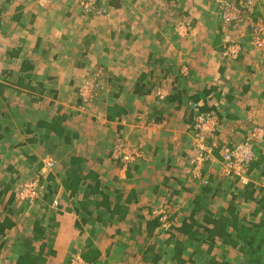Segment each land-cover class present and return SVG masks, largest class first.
<instances>
[{
  "label": "crops",
  "instance_id": "0c3cea01",
  "mask_svg": "<svg viewBox=\"0 0 264 264\" xmlns=\"http://www.w3.org/2000/svg\"><path fill=\"white\" fill-rule=\"evenodd\" d=\"M112 1L108 16L94 17L86 15L76 0H51L45 6L42 0H0V176L24 170L19 163L32 173L35 161L49 170L46 157L35 153L34 145L44 143L36 132L44 139L53 138L58 143L53 148L59 151L48 153L53 155L48 159L55 161L54 167L48 171L52 173L45 179L46 187L40 184L34 203L18 197L27 181L0 184V222L7 218L12 225L0 235V260L6 264H20L31 257L41 258L38 264H72L73 259L85 264L149 263L143 251L150 245L140 248L142 252L135 247L140 237L162 235L161 226L150 233L152 223L160 225L165 217V222L178 229L190 222L194 200L205 187H211L212 192L204 196V212L219 218L232 193L244 192L248 185L238 177L222 174L224 149L217 150L203 165L202 180L208 184L191 173L199 152L193 128L198 113L213 115L218 119L219 139L234 144L247 141L257 128L264 129V85L256 89L255 80L260 81L259 87L264 84V75L254 73L264 70V55L248 51L237 60L227 59L222 51H214L213 41L200 51L197 38L188 48L174 46L175 53L169 55L164 43L168 39L161 41L165 37L161 30L185 15L198 27V14L204 10L199 7L202 0H128V5H123V0L112 5ZM171 1L175 9L170 7ZM120 14L121 18L117 17ZM216 14L211 31L220 29ZM71 17L78 19L77 27L72 24L77 34L69 27ZM86 31L85 36L94 35L99 41H90L92 36L84 38ZM219 35L222 43L223 34ZM80 39L94 44L87 48L83 43L78 48ZM163 61L178 66L172 69L165 65L168 69H164L158 64ZM156 66L159 78L152 87L151 80L158 74ZM232 75L236 79H231ZM85 83L98 95L95 101L79 96ZM158 87L169 93L163 101L155 96ZM22 94L40 110L52 113L24 120L30 109L17 100ZM69 94L76 95L72 106L65 102ZM60 95L65 101H59ZM94 105L97 110H90ZM213 107L217 114L210 112ZM203 108L210 111L202 112ZM81 111L88 113L81 118ZM119 111L125 113L115 116ZM58 117L63 118L62 135L38 126L40 121L52 122ZM24 126L27 139L18 140L19 127ZM96 135H100L98 139ZM119 141L135 149L129 164L111 156ZM256 147L264 159V142L255 145V152ZM77 158L84 162L80 184L75 185L72 196L67 185ZM106 161L111 163L109 169L103 167ZM92 174L97 180L90 178ZM249 179L264 189L263 180L258 184L250 175ZM91 187H96V192H91ZM104 197L110 210L99 207ZM241 217L247 215L241 212ZM195 218L202 223V214ZM191 227L196 238L206 236L202 228ZM176 237L184 238L179 233ZM168 240L167 247L171 245ZM172 246L170 264L176 245ZM191 248L196 254L195 245ZM159 257L160 262L163 257Z\"/></svg>",
  "mask_w": 264,
  "mask_h": 264
},
{
  "label": "rangeland",
  "instance_id": "374dc122",
  "mask_svg": "<svg viewBox=\"0 0 264 264\" xmlns=\"http://www.w3.org/2000/svg\"><path fill=\"white\" fill-rule=\"evenodd\" d=\"M202 2L203 3H201L199 5V7L202 8V6H203V9L204 10H203V12H199V14H198V17L200 18V24H198L199 25L198 27H197L196 23L194 22L196 29L194 28V24L192 23V21L186 19V15H185L184 19H182L181 21H188V22L191 23L190 29H188L187 31L186 30H179L178 31L177 25H178L179 22L176 23V24L175 23H172L171 24V22H169V23H167L168 26H166L163 30H161L162 32H164L163 34L165 35V37H163L162 34H161V36L163 37L161 39V41H164V38L168 39V40L164 41V43H165V45H167V48L165 50L166 51H170L169 52V55H172L173 53H175L176 50L174 49V46H175L176 49H177V45L178 46H181V47H187L188 48V44L194 43L193 41H195L197 39L199 40L198 41V45H199L198 48H199L200 51H201V49H205L206 48L205 47V44L210 43V42L213 41V46L212 47H214V51H217L219 54L222 51V54L224 55V39H225V36H224V32H223V24H224V21L221 18V13L222 12L220 13V9H219V7H218V5H217V3L215 1H213V0H202ZM119 3H120L119 0H114V2H113L114 5H118ZM123 5H128V0H123ZM169 5H170V7H172L173 9H175L174 8L175 5L173 4V1H171V3H169ZM259 6H260V12L257 13V10L259 9ZM241 11H242V22L243 23L241 22L242 24L239 23V25L238 24H235L234 28H232L231 30H228L226 34L229 35V37L232 38V41H236L235 43H238V45L241 48L240 52H241L242 55L244 54V52L249 53L248 51H250V52H254L255 51L256 53L257 52L258 53H262L261 50H259L255 46V41H256V38L257 37L254 34V29H255V27L257 25H261V26L264 27V0H260V4L257 2V0H254V6L251 8L250 11L248 10V11L245 12L243 8L241 9ZM214 13L215 14L216 13L218 14L219 21H220V25H219V28L220 29H217L218 31L217 30L211 31V29H212L211 26L214 27V24L211 21L212 20V17L215 16ZM106 16H108V14ZM73 17H71L72 19H71V23H69V27L72 29V33H76L77 34L78 29H76V27H77V22H78L79 17L76 16L78 19H75ZM117 17L121 18V14L120 15H117ZM72 24H76V27L72 28L74 26ZM121 24H122L123 28L126 31V27L123 25L122 22H121ZM240 24H241V26H240ZM195 31H197V32H195ZM220 32H221V34H223V39H222L223 42L222 43H221L220 37H219L220 36L219 35ZM87 33H88L87 31L86 32H83L84 38H86V37L89 38L90 36H92L93 39L90 37V39H89L90 41H99V40H96V36H94V35L85 36ZM258 37L259 38H264V33L258 35ZM195 38H197V39H195ZM89 40L84 39V41H83L82 39H80V41H77L76 42L77 43V46L76 47H78V48L80 47L81 48V45L83 43H87V48H90V46H92L94 43L93 42L92 43L87 42ZM237 41H241L242 43L240 42L241 43L240 44ZM79 43H80V45H79ZM178 51L180 52V50H178ZM208 51L210 52L212 50L209 48ZM203 52L207 54V51L203 50ZM262 54L264 55V53H262ZM188 55H192V54H188ZM228 58L229 57H227V59ZM164 61L162 63H158V64H161V66H163L161 68L168 69L167 67H164V66L165 65H169V66H172L171 67L172 69H175V67L178 66V65H173L174 62H168L169 64H167V62H164ZM73 64L75 66L77 65V68L79 67L76 62L73 63ZM145 64H147V63H145ZM150 64H151V68H153L152 66H154V64L153 63H150ZM158 69H159V67L156 66L155 67V71H157L158 74L156 75V77L154 76V78L151 80V82H152L151 83V86L152 87L155 84L158 83L157 82V78H159V71H158ZM245 71L246 70H243V73ZM254 73H256L257 76H259V74H260V76H262V75H264V70H259V71L257 70V72H254ZM228 76L230 77L229 74H228ZM243 77L244 78H247V76H245V75H243ZM160 78H161V76H160ZM252 78H255V77L253 76ZM173 79L174 78H171L170 80L172 81ZM231 79H236V78L232 75L231 76ZM255 80L257 82L256 83V87H257L256 89L263 88L262 86L264 84H261L258 87V84L260 83V81L258 79H256V78H255ZM243 81H245V79H243ZM222 82H224V81H222ZM79 94H80V90H79ZM79 96H81V95H79ZM51 97L54 98L53 95H51L50 98ZM67 97H69V98L67 99V101H65L64 95H60L59 101L60 102L65 101L67 103H70L71 106H72L76 102L75 101L76 100V95L74 97V95L69 94V95L66 96V98ZM97 97H98V95H95L94 98H93V100L95 101V99ZM214 97L219 100L218 94H216ZM19 98H21V99H19ZM19 98L17 100H20L21 101L20 103H22V105L24 107H27L26 109H30V111L28 112V116L25 117L24 120L25 119H35L36 118L35 115L36 114H39V113H41V114H44L45 113L47 115H49V114L52 113L50 110H48V111L47 110L46 111L45 110H40L37 107L38 104L37 103H33L32 102L33 100L30 97H28V96H25V95L22 94V96L19 97ZM261 98H263L262 95H261ZM14 101H16V100H14ZM217 102H219V101L216 100L215 103H217ZM95 106L96 105H94L93 107H90V110H92V111L97 110V108H95ZM87 113H88L87 111H85L84 113L81 111V114H82V115L80 114L81 115V118L85 117ZM75 115H76V117L79 116V115L77 116V114H75ZM263 117L264 116L262 114V118ZM219 127H220V124H219ZM19 129H20L19 130V133L20 134H18V136H19V137H17L18 140H22V138L23 139H27V137H26L27 136V133H26L25 126L24 127H19ZM193 130H194V134H195L194 139L197 140V133H196V131H195L194 128H193ZM99 136H97V139H98ZM36 137L37 138L41 137V139H42V141L44 143L34 145L35 146L34 147L35 148V153L37 155H39V157H41V158H43V157L45 158L46 157L44 160H47L48 164L53 163V167H54L55 161H53L52 158L51 159H48V158H50V156L53 157L54 153L55 154H58L59 153L58 149H55L54 150V148H53V145L54 146L55 145H58V143H56L54 141V139L51 138V137L50 138H47V139H44L45 138L44 135L39 134L37 132H36ZM217 143H218V141H217ZM239 143H242V142H238L236 144H239ZM218 145H219V143H218ZM31 150H33V147L30 148V151ZM11 151H13L12 148H11ZM50 151L53 153V155L48 154ZM26 159L28 160L27 157H26ZM8 162L10 163V161H8ZM13 163H15V162H13ZM42 163H43V161H42ZM18 165L22 169H24V170H18L19 173H17V174H15V173H8L7 171H6L5 175L4 174L3 175L1 174L2 175V176H0V184L1 185L5 184V183L6 184L7 183L9 184L11 181H16V180H20V179L24 180V182L27 181L26 183H32V182L36 181L39 178L40 179V182L41 183L43 182V184L46 187V181H45V179L52 172H48V171H50V169L49 170L48 169H45V165L40 166V161L38 163H37V161L34 162L33 165L35 166V169H34V171L32 173L28 172L31 169H28L25 166V164L19 163ZM110 165H111V163L108 162V161H106V163L104 164L103 167L105 169H109L108 167ZM53 167L51 169H53ZM44 171H45V176H44ZM247 171H246V177L249 179V174H247ZM263 172H264V164H263V171L262 172L261 171L254 172L255 175H257V174L259 175V177H257L258 179H256V182L258 184L260 183V181L261 182H262V180L264 181V175H262ZM247 178H246V180H247ZM110 179H112V178H110ZM241 183H243V182H241ZM253 209H254V207L252 205L247 204V205H245V206L242 207L241 212H243L244 215H247L248 216V215L251 214V211ZM171 226H172V224H171ZM161 227H162L161 230L163 231L162 235H160V236H158L156 238H152V239H147V238H144V237H140V241L138 242L139 245L137 244L138 246L136 245L135 248L140 249V248L144 247L143 249H145L148 245H150V246L155 245V247H156L155 248V250H156L155 254H157L158 256L163 257V260L160 261L159 264H170L169 263V259H170V256L172 254L171 248H173L172 245L175 244V240L176 239H172L171 245L167 247L166 240L170 239V237L167 234V232H169L170 229L164 228L163 227V223H161ZM181 238L183 239V237H181ZM178 239H179V237H178ZM192 242H194V244H191ZM191 245H195V247H196V254L193 253L194 251L191 248ZM183 247H184V255H185V257H192L193 260H194V262H195V264H211V261L210 260H211V258L213 256H215L218 259H221L222 257H226L227 256V258L231 262H233V264L236 261V251H234L233 249H231L228 246H225V245L223 246L220 243L216 246V249H214L212 253H209L208 252V245L207 244H202L201 242H198V241H195V240H193L191 242L189 240H186V242L184 243V246ZM150 257H152V253L150 254ZM73 261H74V259L71 261V263H73ZM148 261L152 262L151 260H148ZM150 262L148 263V262H144V261L142 262L141 261L138 264H151ZM4 263H5L4 260H0V264H4ZM171 264H173V263H171Z\"/></svg>",
  "mask_w": 264,
  "mask_h": 264
},
{
  "label": "trees",
  "instance_id": "16d2710c",
  "mask_svg": "<svg viewBox=\"0 0 264 264\" xmlns=\"http://www.w3.org/2000/svg\"><path fill=\"white\" fill-rule=\"evenodd\" d=\"M113 5V1H112ZM243 23V22H242ZM241 23V24H242ZM240 24V26H241ZM139 89V88H138ZM139 92V91H138ZM264 96V94H263ZM213 111L209 108H203L202 112H216V107H213ZM124 111H119L115 114V116H121L124 114ZM63 122L62 117H58L53 119L52 122H42L38 123V126L41 128H48L54 134L62 135L63 129L61 128V123ZM220 128V127H219ZM220 131L217 129L210 137L208 142L212 143L213 138H218V148L215 150L221 151L226 148H231L235 144V142H223L219 139ZM3 138L2 133H0V140ZM115 147V145H114ZM114 149L111 152V156H113ZM263 155L261 152L257 151L256 154ZM84 160L81 158H77L76 161L72 164V171L70 173V186L67 185V190L70 192L72 196L76 194L75 185L78 187L80 184V176L82 171V164ZM264 159L261 156L255 158V160L251 163L247 174L251 175L254 179H258L257 175L254 172L263 171ZM264 175V172L262 173ZM96 179L95 175H90V178ZM73 178V179H72ZM72 180V181H71ZM97 180V179H96ZM253 181V180H252ZM248 183L246 185L245 191L240 192L239 194L232 193V197L229 198V202L222 209L221 215L219 218H216L214 214L204 212V208H206V201L204 196L208 193L212 192L211 187H205L203 189L202 195H199L194 200V210L192 216L190 217V222H186L182 225V227L174 228L171 227L168 234L171 235L170 240H175V250L174 255L172 257V262L175 264H195L192 257H185L184 255V243L186 240H195L201 242L202 244L208 245V252L212 253L216 246L220 243L221 245H225L236 251V261L234 264H264V189L256 186L255 181ZM96 188V187H95ZM95 188L91 187V192H96ZM2 196H0L1 201ZM107 197H104V203L100 204L99 207H103L106 210H110V207L107 204ZM244 204H252L254 209L251 211V214L245 218L241 217V208ZM116 209H121L120 206H117ZM197 214H202L203 220L202 223L195 218ZM193 222V224H191ZM194 227L202 228L203 232L206 233L205 237L196 238L192 231L191 225ZM12 226L9 222V219H5L3 222H0V235H2L8 227ZM161 224L155 222V224H151L148 228L151 230L150 233L154 232L156 227L160 228ZM38 228H36V232ZM39 230V229H38ZM198 232L201 229H196ZM177 233L182 234L184 238H177ZM168 240V244L171 243ZM139 252H142L139 249ZM152 253V257L150 254ZM144 260H151L153 263L157 264L159 262V256L155 254V246H150L148 249L143 251ZM149 258V259H148ZM26 258L21 260L20 264H38L41 258ZM211 264H233L227 256L222 257L221 259L213 256L211 258ZM45 262V260H44ZM42 262V263H44ZM91 262V261H90Z\"/></svg>",
  "mask_w": 264,
  "mask_h": 264
},
{
  "label": "built area",
  "instance_id": "2783aa9c",
  "mask_svg": "<svg viewBox=\"0 0 264 264\" xmlns=\"http://www.w3.org/2000/svg\"><path fill=\"white\" fill-rule=\"evenodd\" d=\"M51 0H42V6L50 4ZM81 6L83 12L88 16L104 17L108 14L107 8L111 0H76ZM217 3L221 18L224 21V55L233 59H238L241 56V48L236 41L227 35V31L234 28L235 24L242 22V11H250L254 6V0H213ZM191 23L188 21H179L177 27L179 30L190 29ZM264 33V27L257 25L254 29V34L257 37L255 46L264 53V38H259L258 35ZM90 83H85L80 89V95L85 100L92 101L95 94ZM155 96L160 100H165L169 93L166 88L158 87L155 89ZM197 133V147L198 155L192 161L191 173L202 180L203 165L214 158L215 150L218 148L217 140L213 138L212 143H209V137L218 129V119L213 115L197 114L196 125L194 127ZM264 142V129L257 128L248 140L239 144H235L231 148H226L222 155V174L226 177H238L242 184H248L250 180L246 177V171L249 169L251 163L256 158L255 145ZM135 149L127 144L119 141L114 147L113 158L122 160L124 164H129L135 158ZM53 163L48 164L51 169ZM247 180H246V178ZM202 182L208 184L205 180ZM40 179L32 183L23 185L18 193V197L22 201L34 203L39 194ZM57 205V203H56ZM166 218H162L163 227L171 229V224L165 222ZM72 264H85L81 259H74Z\"/></svg>",
  "mask_w": 264,
  "mask_h": 264
},
{
  "label": "clouds",
  "instance_id": "9594fccd",
  "mask_svg": "<svg viewBox=\"0 0 264 264\" xmlns=\"http://www.w3.org/2000/svg\"><path fill=\"white\" fill-rule=\"evenodd\" d=\"M172 227V226H171Z\"/></svg>",
  "mask_w": 264,
  "mask_h": 264
}]
</instances>
